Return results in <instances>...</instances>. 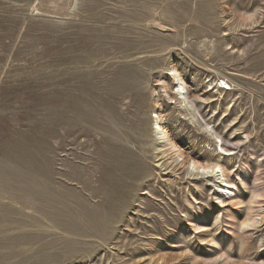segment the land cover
I'll return each mask as SVG.
<instances>
[{"label": "rangeland", "instance_id": "obj_1", "mask_svg": "<svg viewBox=\"0 0 264 264\" xmlns=\"http://www.w3.org/2000/svg\"><path fill=\"white\" fill-rule=\"evenodd\" d=\"M0 264H264V0H0Z\"/></svg>", "mask_w": 264, "mask_h": 264}, {"label": "bare ground", "instance_id": "obj_2", "mask_svg": "<svg viewBox=\"0 0 264 264\" xmlns=\"http://www.w3.org/2000/svg\"><path fill=\"white\" fill-rule=\"evenodd\" d=\"M179 76L180 75L176 72L175 73V78H176L175 93H177L178 95L181 96L180 102H182V101H186L187 95H186L185 86L183 85V80ZM154 119L155 120H154V123H153L154 124L153 128H154V132H155L156 137L158 138V140L160 142H161V140L162 141L163 140H168V135L166 133V130L163 128V125H162V122H161V117H160L159 113L156 114ZM161 143H159V145ZM222 149L227 151L226 148L222 147ZM190 168H191L192 171L197 170L199 172L198 174L203 173V175H204V174L210 173V175L211 176H215V178L216 177L217 178H219V177L222 178L223 176L226 177L225 176V167L222 164H220V163H214L213 165L209 164V165L204 166V165H199L197 162L192 160L190 162V167L188 169H190ZM208 176H209V174H208ZM225 181L228 182L227 180H225ZM228 184H229V186H226V187L224 186L223 188L220 187L221 188V192H222V193L220 192V194L218 193L220 198H224L223 196H226V197L228 196V198H232V196H234L236 194V191H235V189L237 190L236 186L233 185L230 182H228ZM215 185H219V184L215 183ZM223 201H224L223 199H220V202H223Z\"/></svg>", "mask_w": 264, "mask_h": 264}]
</instances>
